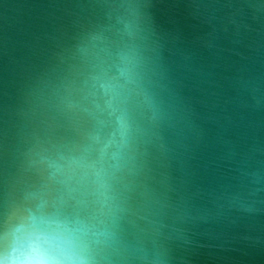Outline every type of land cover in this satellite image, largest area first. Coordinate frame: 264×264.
Instances as JSON below:
<instances>
[{
  "label": "water",
  "instance_id": "water-1",
  "mask_svg": "<svg viewBox=\"0 0 264 264\" xmlns=\"http://www.w3.org/2000/svg\"><path fill=\"white\" fill-rule=\"evenodd\" d=\"M264 264V0H0V258Z\"/></svg>",
  "mask_w": 264,
  "mask_h": 264
},
{
  "label": "clouds",
  "instance_id": "clouds-1",
  "mask_svg": "<svg viewBox=\"0 0 264 264\" xmlns=\"http://www.w3.org/2000/svg\"><path fill=\"white\" fill-rule=\"evenodd\" d=\"M43 237L28 233L17 241L12 255L0 258V264H87L83 258L57 253L44 246Z\"/></svg>",
  "mask_w": 264,
  "mask_h": 264
}]
</instances>
